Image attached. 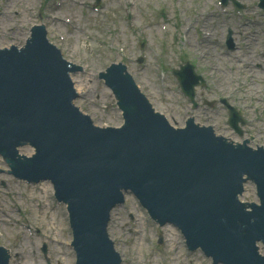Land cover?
I'll list each match as a JSON object with an SVG mask.
<instances>
[{
    "label": "water",
    "instance_id": "obj_1",
    "mask_svg": "<svg viewBox=\"0 0 264 264\" xmlns=\"http://www.w3.org/2000/svg\"><path fill=\"white\" fill-rule=\"evenodd\" d=\"M67 71L57 51L37 35L22 51H0V146L12 157L21 140L36 147L33 165L54 181L59 200L69 203L78 264H117L103 225L126 188L215 261L264 264L256 244H264V200L251 205L252 213L236 200L244 173L260 182L264 198V152L218 147L209 133L196 129L179 136L120 83L131 104L127 126L95 129L70 106ZM1 255L0 250V264H6Z\"/></svg>",
    "mask_w": 264,
    "mask_h": 264
},
{
    "label": "rangeland",
    "instance_id": "obj_2",
    "mask_svg": "<svg viewBox=\"0 0 264 264\" xmlns=\"http://www.w3.org/2000/svg\"><path fill=\"white\" fill-rule=\"evenodd\" d=\"M239 1L243 4L248 3L245 9V12H248L244 15L247 16L246 19H240L237 14L227 16H215L214 14L213 17H209L211 20L208 24L211 27L208 29L215 28V35L218 38L221 33L224 34L223 29L228 25H231L240 34L237 37L239 41L237 50L224 58L216 54L213 62L223 74H262L264 69L263 14L255 9L257 0ZM191 2V9L194 10L196 1L191 0ZM93 3L94 0H58L56 5H52V8L56 9L51 10L47 6V11L59 17L53 21L47 20L48 36L51 41L61 47L67 58L86 67L81 74H97L110 63L122 61L126 64L130 74H144L146 80L149 81L146 88L150 91L151 96L159 93L154 74H172V68L184 64L185 60L189 58L186 51L189 54L190 51L188 47L184 46V50L181 51L176 39H173L176 46L172 49L160 45L158 38L161 36L158 37L156 29L157 18L151 12V10L157 9L158 4L154 0H102L101 8L94 11ZM8 4L11 5L10 10L17 9L19 15L16 16L12 13L10 16L1 17L0 29L16 28L20 30L23 23L30 24L31 15L35 12L29 11L28 7L32 8L33 0H27V2L26 0H12ZM5 7H7L5 1L0 0V8ZM207 9H209V5ZM128 11L132 13L129 15L130 18L125 17ZM150 12L153 14L150 19L152 23L146 21V16ZM61 18L65 19L64 23L61 22ZM17 21L19 22L17 23ZM66 21H71V24H65ZM190 24L193 27L190 22L186 25ZM143 25L147 30L144 35L148 41L146 46L141 43L143 41ZM195 32L199 36L198 31ZM23 34H25L23 31L12 33L16 39ZM5 36L6 33L0 36V46H3L1 42L4 41ZM248 38L254 39L251 44L246 41ZM175 50L178 52L177 55ZM139 56L144 57L142 63L137 62ZM190 56L196 61L198 73L216 74L206 66L211 58L207 61L205 59L199 61L192 54ZM160 63L165 70L159 67ZM80 85L82 88L92 85V89L89 97L81 98L78 100V104L81 105V102L89 106L91 103L94 104L91 106V112L98 124L116 125L120 121V116L115 109L114 100L109 90L102 84L99 85L91 77H88ZM169 98H174L173 92L169 94ZM165 106L173 108L175 102L172 101ZM262 126H264V114L260 117L256 128L262 129ZM1 182H4V185L0 184V245L9 247L12 254H17L12 257V264H45L42 260V241L46 243L47 256L51 260V264H73L72 249L64 246L69 242L70 236L67 224L63 219V208L46 196V193L50 192V184L46 185V192L41 191L31 195L28 193L31 191L29 187L11 179L5 173L0 174ZM243 199L246 201L256 199L253 184L249 183ZM135 205H137L136 211L138 215H141V219L136 218L130 222L129 216L132 211H135ZM22 212L27 216H23ZM142 217L143 214L139 210L137 202L134 201L133 204L129 195L126 196L125 204L112 211L109 231L112 239L116 240L117 248L124 256L123 264H161L158 252L152 256L149 263L144 261L150 250L158 249V247L155 245L157 240L155 239L154 224L144 221ZM26 219L28 223L34 225L30 227L32 230L40 228L41 233L29 237L25 233V226H20V222L26 221ZM170 231H172L171 227L169 230L164 229L165 241L161 245L158 244V246L165 245L166 251L162 260L167 264H210L208 261H204L199 253H188L184 244L180 243L178 232L174 230L172 234ZM170 235L175 238V241L171 240ZM60 241L64 243L60 244Z\"/></svg>",
    "mask_w": 264,
    "mask_h": 264
},
{
    "label": "bare ground",
    "instance_id": "obj_3",
    "mask_svg": "<svg viewBox=\"0 0 264 264\" xmlns=\"http://www.w3.org/2000/svg\"><path fill=\"white\" fill-rule=\"evenodd\" d=\"M78 111H79V110H78ZM140 117L143 118V114H140ZM23 144L26 145V149H27V150H35L36 153H37V149H36V147L34 146V144L29 143L28 141H25V143H23ZM217 146L219 147L218 143H217ZM248 148H250V149L253 151L252 147H248ZM4 152H6V149H4ZM241 152H242V153L244 152V149H243V148H242ZM24 154H25L26 157L29 156V152H28V151H25ZM36 156H37V155H36ZM36 156H35V157H36ZM33 158H34V157H33ZM48 179L51 180V181L54 183V181H53L52 179H50V178H48ZM126 193L129 194V197H130L131 201L133 202V204H134V201H136L137 204H139V206L142 205L140 199H139V198H138V197L132 192L131 189L128 188V190H127ZM58 199H59V198H58ZM63 201H64V200H63ZM259 204H260V203H259ZM142 206H143V205H142ZM111 210H112V209H111ZM144 218L147 219V220H153V219H154V218H153L152 216H150V215H146ZM63 219H64V221H65V224H67V227H68V230H69V231H68V234H69V236H70V241H73V242H74V240H75V229H74V227H73L72 216H71V212H70V210H69V205L63 208ZM251 221H254V218H252ZM172 224H173L172 222H167V223L165 224V225L167 226V229H168V230L170 229V227H171ZM107 225H108V227H110V221L107 222ZM175 227H176V226H174V228H175ZM239 227H244V224H241ZM174 228H173V227L171 228L172 231H170V233H172V234L174 233ZM108 231H109V230H107V227H106L107 235H108ZM170 237H171V240L175 241V238H174L173 236L170 235ZM256 244H257V247L259 248L260 252H263V251H264V244H263V241H262L261 239H259V240H257ZM77 257H78V251H77V249H76V247H75L74 258L77 259Z\"/></svg>",
    "mask_w": 264,
    "mask_h": 264
}]
</instances>
